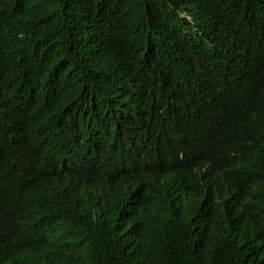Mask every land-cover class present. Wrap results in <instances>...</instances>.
<instances>
[{
    "label": "trees",
    "instance_id": "obj_1",
    "mask_svg": "<svg viewBox=\"0 0 264 264\" xmlns=\"http://www.w3.org/2000/svg\"><path fill=\"white\" fill-rule=\"evenodd\" d=\"M0 264H264V0H0Z\"/></svg>",
    "mask_w": 264,
    "mask_h": 264
},
{
    "label": "clouds",
    "instance_id": "obj_2",
    "mask_svg": "<svg viewBox=\"0 0 264 264\" xmlns=\"http://www.w3.org/2000/svg\"><path fill=\"white\" fill-rule=\"evenodd\" d=\"M179 15H184L187 19H190V16L188 14L184 13V11H182V10L179 11ZM108 54H105V55H108ZM16 213H17L18 216L23 217L26 212H25V210L17 209Z\"/></svg>",
    "mask_w": 264,
    "mask_h": 264
},
{
    "label": "bare ground",
    "instance_id": "obj_3",
    "mask_svg": "<svg viewBox=\"0 0 264 264\" xmlns=\"http://www.w3.org/2000/svg\"><path fill=\"white\" fill-rule=\"evenodd\" d=\"M169 75V74H168ZM189 86V85H188Z\"/></svg>",
    "mask_w": 264,
    "mask_h": 264
}]
</instances>
